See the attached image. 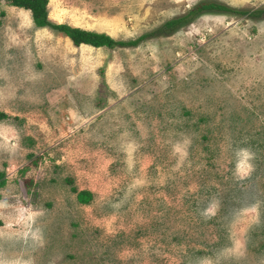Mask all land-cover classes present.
I'll list each match as a JSON object with an SVG mask.
<instances>
[{
	"label": "rangeland",
	"instance_id": "obj_1",
	"mask_svg": "<svg viewBox=\"0 0 264 264\" xmlns=\"http://www.w3.org/2000/svg\"><path fill=\"white\" fill-rule=\"evenodd\" d=\"M202 1L264 9L48 0L47 18L130 40ZM0 111V264H264V12L95 48L0 0Z\"/></svg>",
	"mask_w": 264,
	"mask_h": 264
},
{
	"label": "trees",
	"instance_id": "obj_2",
	"mask_svg": "<svg viewBox=\"0 0 264 264\" xmlns=\"http://www.w3.org/2000/svg\"><path fill=\"white\" fill-rule=\"evenodd\" d=\"M8 3L11 6H15L18 8H23L30 11V16L32 22L35 27H49L51 30L60 32L65 35L74 46H79L81 44L89 45L92 47H102L106 46L112 48L116 45L120 46H130L136 45L141 40L147 38L149 35L154 34H165L168 35L175 30V28L182 22L189 20L190 16L197 14L203 10H222L228 12H240L243 14H247L250 16H258L264 9H255V10H236L227 5L217 3V2H209V1H202L197 3L188 11L187 14L172 18L167 20L164 24L160 27L155 29L153 32H147L141 34L140 36L136 37L135 39L130 40H115L109 34L104 32H97L82 29L81 27H73L67 25L65 23H52L47 18V3L48 0H2ZM7 117V114L4 111H0V119H4ZM2 173L0 172V184L4 182L2 177ZM71 191L75 193L76 200L79 203H87L89 202L92 197L93 193L87 189H77L74 186H71Z\"/></svg>",
	"mask_w": 264,
	"mask_h": 264
}]
</instances>
